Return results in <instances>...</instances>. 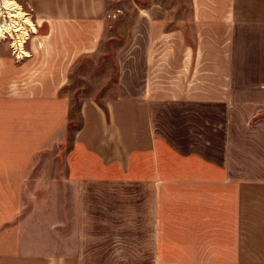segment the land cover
I'll return each instance as SVG.
<instances>
[{
	"label": "crops",
	"instance_id": "obj_1",
	"mask_svg": "<svg viewBox=\"0 0 264 264\" xmlns=\"http://www.w3.org/2000/svg\"><path fill=\"white\" fill-rule=\"evenodd\" d=\"M126 1L115 95L70 136L107 0L19 1L67 30L0 43V264H264V0Z\"/></svg>",
	"mask_w": 264,
	"mask_h": 264
},
{
	"label": "rangeland",
	"instance_id": "obj_2",
	"mask_svg": "<svg viewBox=\"0 0 264 264\" xmlns=\"http://www.w3.org/2000/svg\"><path fill=\"white\" fill-rule=\"evenodd\" d=\"M16 0L17 5L21 8L22 12L26 15L28 24L21 23V29L23 31L30 32V25L34 27L33 32H66V28L62 26V22H49L42 20H33L31 13L23 8V6ZM40 1V0H39ZM138 0H136L137 2ZM30 16H28V15ZM124 14H128L124 18ZM135 15V9L132 4L126 0H107L106 2V18L104 20V38L101 41L99 51L92 56H83L80 58L68 73V82L62 86V94H64L69 100V117L68 123V135L77 129L79 126V108L80 104L85 99H93L99 104H103L107 99L114 97L117 82V64H116V51L122 46V41L126 35L128 29L131 27L133 17ZM4 18L0 19V26L10 22V14L7 15L3 11ZM30 17V19H29ZM32 27V28H33ZM32 32V31H31ZM16 35V34H14ZM10 37L6 36L0 43H4V53L9 55ZM39 39H42L41 37ZM59 38H50L47 45L57 46ZM12 40V39H11ZM13 42V41H12ZM36 39V46H37ZM62 46V38H61ZM56 53L44 52L43 55L36 52L34 58L36 62L34 65L35 75L40 76V73H44L47 69L42 67V59H51ZM49 55V56H48ZM63 55V54H62ZM6 60H10L7 58ZM44 63V61H43ZM8 65H4L0 68V71L4 77L3 85L1 86L3 92H9L12 89V85L9 83L12 71H14ZM8 79V80H7ZM36 92L43 90L42 85L36 84Z\"/></svg>",
	"mask_w": 264,
	"mask_h": 264
},
{
	"label": "bare ground",
	"instance_id": "obj_3",
	"mask_svg": "<svg viewBox=\"0 0 264 264\" xmlns=\"http://www.w3.org/2000/svg\"><path fill=\"white\" fill-rule=\"evenodd\" d=\"M3 11L7 15L10 14L9 24L0 26V41L5 39L6 36L10 37L13 41L15 50L20 49L22 53V46L26 40L27 31H23L21 23L28 24L26 15L22 12L16 0H2V8L0 9V19L4 18ZM16 34V35H14Z\"/></svg>",
	"mask_w": 264,
	"mask_h": 264
},
{
	"label": "built area",
	"instance_id": "obj_4",
	"mask_svg": "<svg viewBox=\"0 0 264 264\" xmlns=\"http://www.w3.org/2000/svg\"><path fill=\"white\" fill-rule=\"evenodd\" d=\"M2 8V0H0V9Z\"/></svg>",
	"mask_w": 264,
	"mask_h": 264
}]
</instances>
